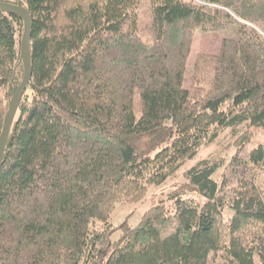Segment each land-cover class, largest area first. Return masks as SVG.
<instances>
[{
    "label": "trees",
    "instance_id": "obj_1",
    "mask_svg": "<svg viewBox=\"0 0 264 264\" xmlns=\"http://www.w3.org/2000/svg\"><path fill=\"white\" fill-rule=\"evenodd\" d=\"M21 1L32 76L0 164V264H264V144L248 147L264 130V0H151L143 27L141 0ZM233 25L186 87L196 32ZM23 32L0 10V135ZM228 130L232 155L199 159L169 205L110 240L118 203L142 202Z\"/></svg>",
    "mask_w": 264,
    "mask_h": 264
},
{
    "label": "rangeland",
    "instance_id": "obj_2",
    "mask_svg": "<svg viewBox=\"0 0 264 264\" xmlns=\"http://www.w3.org/2000/svg\"><path fill=\"white\" fill-rule=\"evenodd\" d=\"M11 3L21 4V0H3ZM153 20L151 0H141L140 5V15H139V25L143 27ZM236 25H233L227 30L214 31V32H204L197 31L194 37L193 47L191 56L188 63L187 74L185 77L184 85L186 87H191L193 84V77L195 73V60L198 54H213L216 55L220 52L222 40L225 37L233 36L236 32ZM242 131V130H241ZM234 135L231 131H225L221 134L219 140L210 145L202 148L198 157L193 160H189L178 173L169 178L165 183L160 186H151L148 195L145 200L139 203H118L112 215V226L113 231L110 235V240L112 242L118 240L122 234L120 225L123 222H128L132 226H136L140 223L143 214L154 204L160 203L162 201L166 202L167 205L171 203L169 200V195L181 184L187 181L185 176V171L192 167L201 158H210L212 156H230L233 154L234 146ZM259 144H264V130L256 133L251 137L248 142L249 150L257 147ZM222 169L214 174V177L220 181L221 180ZM188 197L194 198L200 205H204L207 202V198L198 192H190ZM234 213L233 209L227 208L225 210V215L230 217Z\"/></svg>",
    "mask_w": 264,
    "mask_h": 264
},
{
    "label": "water",
    "instance_id": "obj_3",
    "mask_svg": "<svg viewBox=\"0 0 264 264\" xmlns=\"http://www.w3.org/2000/svg\"><path fill=\"white\" fill-rule=\"evenodd\" d=\"M0 10L19 16L24 21V32L21 40V59L24 66V77L17 88L15 94L10 100L9 109L4 118L3 129L0 135V164L6 152L8 139L11 133L13 120L17 114L19 103L21 101L24 89L29 84L32 69H31V32L32 19L29 10L20 5L7 1H0Z\"/></svg>",
    "mask_w": 264,
    "mask_h": 264
}]
</instances>
